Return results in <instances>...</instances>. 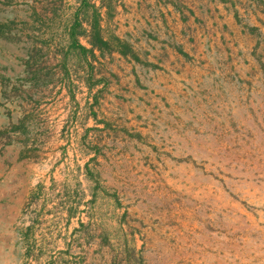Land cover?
Instances as JSON below:
<instances>
[{"label": "rangeland", "instance_id": "rangeland-1", "mask_svg": "<svg viewBox=\"0 0 264 264\" xmlns=\"http://www.w3.org/2000/svg\"><path fill=\"white\" fill-rule=\"evenodd\" d=\"M0 264H264V0H0Z\"/></svg>", "mask_w": 264, "mask_h": 264}]
</instances>
